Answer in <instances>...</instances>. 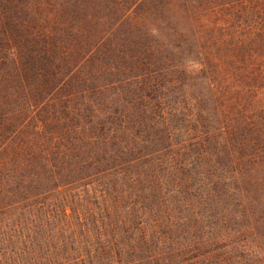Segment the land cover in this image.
Here are the masks:
<instances>
[{
  "label": "trees",
  "instance_id": "obj_1",
  "mask_svg": "<svg viewBox=\"0 0 264 264\" xmlns=\"http://www.w3.org/2000/svg\"><path fill=\"white\" fill-rule=\"evenodd\" d=\"M0 264H264V0H0Z\"/></svg>",
  "mask_w": 264,
  "mask_h": 264
}]
</instances>
